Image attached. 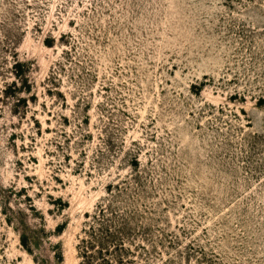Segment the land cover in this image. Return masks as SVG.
<instances>
[{
	"label": "rangeland",
	"instance_id": "374dc122",
	"mask_svg": "<svg viewBox=\"0 0 264 264\" xmlns=\"http://www.w3.org/2000/svg\"><path fill=\"white\" fill-rule=\"evenodd\" d=\"M0 264H264V0H0Z\"/></svg>",
	"mask_w": 264,
	"mask_h": 264
}]
</instances>
